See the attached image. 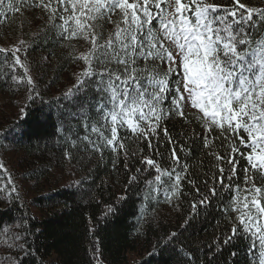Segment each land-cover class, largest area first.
I'll return each mask as SVG.
<instances>
[{"label":"trees","instance_id":"obj_1","mask_svg":"<svg viewBox=\"0 0 264 264\" xmlns=\"http://www.w3.org/2000/svg\"><path fill=\"white\" fill-rule=\"evenodd\" d=\"M9 2L15 11L0 9L5 13L0 15V264H251L250 237L241 229L228 240L239 221L232 210L234 191L221 188L210 154H224L222 138L213 139L219 131L206 133L197 111L184 107L183 118L165 117L150 140L120 129L124 148L113 152L101 142V150H95L99 135L90 128L99 120L96 77L74 92L86 79L82 73L88 65L81 57L90 43L63 39L41 0H5V5ZM209 2L230 6L229 0ZM240 3L264 9V0ZM111 19L98 22L105 37L119 17ZM253 38H264V23ZM14 49L28 67L27 76L23 68L12 67ZM147 65L166 70L159 60ZM103 70L95 66L97 73ZM205 135L212 147H204ZM145 158L182 173L175 195L166 197L163 186L149 190L147 180L156 188L157 173L141 163ZM238 167L243 187L247 162L241 159ZM132 177L137 179L130 183ZM163 179L171 192L174 180Z\"/></svg>","mask_w":264,"mask_h":264},{"label":"snow or ice","instance_id":"obj_2","mask_svg":"<svg viewBox=\"0 0 264 264\" xmlns=\"http://www.w3.org/2000/svg\"><path fill=\"white\" fill-rule=\"evenodd\" d=\"M229 4L209 0H48L45 4L41 0L39 6L50 12L49 20L63 39L82 38L90 43L88 54L81 57L88 65L82 73L86 79L79 81L74 92L79 93L88 79L96 77L99 120L90 128L99 135L95 150H101V142L113 152L124 148L120 129L150 140L161 120L173 113L183 118L184 107L189 105L197 111L206 133L219 131L213 139L222 138L224 154H210L217 162L214 167L221 188L234 191L231 204L239 221L228 240L242 229L251 239V264H264V38H253L264 23V9L249 8L240 0H229ZM5 7L16 10L11 2L5 5L0 0V9ZM113 15L119 19L105 37L98 31V22H112ZM18 52L12 51V67L23 68L27 76L28 67ZM149 60H159L166 70H149ZM139 61L145 66L140 67ZM96 65L104 70L97 73ZM13 79L22 82L23 78ZM27 83H34L30 76ZM108 131L110 136L105 134ZM164 134L169 135L166 128ZM212 146L213 140L205 135L204 147ZM172 156L178 164L175 148ZM241 159L247 162L243 187L237 179ZM141 163L157 173L156 188H152L153 180H147L150 191L163 186L166 197L179 191L183 175L175 167L162 170L151 158ZM164 177L174 180L171 192L164 186ZM136 179L132 177L130 183ZM211 192L216 195L217 189ZM206 200L205 196L200 203Z\"/></svg>","mask_w":264,"mask_h":264},{"label":"rangeland","instance_id":"obj_3","mask_svg":"<svg viewBox=\"0 0 264 264\" xmlns=\"http://www.w3.org/2000/svg\"><path fill=\"white\" fill-rule=\"evenodd\" d=\"M185 109H187V110H195V109L191 108L190 105H189V106H186ZM12 155H13V157H15L14 154H12ZM7 157H8V156H7ZM11 157H12V156H11V154H10V156L8 157V160H10ZM9 165L12 166V167L14 168L13 165H11V164H9ZM9 171H10V168H8L7 173H8ZM8 174H9V173H8Z\"/></svg>","mask_w":264,"mask_h":264}]
</instances>
